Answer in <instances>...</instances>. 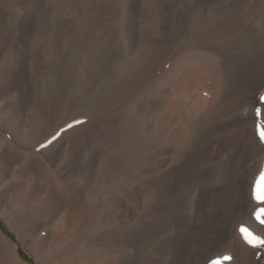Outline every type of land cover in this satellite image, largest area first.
I'll return each mask as SVG.
<instances>
[{
    "label": "rangeland",
    "instance_id": "rangeland-1",
    "mask_svg": "<svg viewBox=\"0 0 264 264\" xmlns=\"http://www.w3.org/2000/svg\"><path fill=\"white\" fill-rule=\"evenodd\" d=\"M188 54L197 56L192 74L209 83L187 82L206 101L195 118L177 112L190 117L180 132L168 118V78ZM262 89L264 0H0V141L43 165L30 179L13 164L0 175L2 191L13 192L0 207L10 255L27 264L36 254L41 264H172L177 256L202 264L192 248L226 204L243 202L242 173L264 153L242 125ZM60 140L65 150L49 159L45 150ZM21 178L58 196L35 242L11 222L43 207L27 202ZM44 234L53 239L42 250Z\"/></svg>",
    "mask_w": 264,
    "mask_h": 264
},
{
    "label": "bare ground",
    "instance_id": "bare-ground-1",
    "mask_svg": "<svg viewBox=\"0 0 264 264\" xmlns=\"http://www.w3.org/2000/svg\"><path fill=\"white\" fill-rule=\"evenodd\" d=\"M188 56H190V57H188ZM196 57L197 56L195 54L184 55L181 58H179V60L176 63H173L172 67L169 69V78L168 79H169V83H170V87H169L170 89H169V96H168L169 99L167 100L168 102L166 104L167 111H168L167 113H168V118H175L174 120H176V118H177V120L175 121V125L180 130V132H181V130L186 132L185 124H187V121L190 119L191 116L195 118V115H197V112L201 111L202 106H203V100H205V99H202V97L204 96L202 94L203 90L201 91V93L196 92L195 94L194 93L191 94V92L188 90V87H186L187 82L191 81V80L196 81L197 83L198 82L202 83L203 81H205V79H204L201 82V80H200L201 77L197 78V76H194L192 74V70L194 69L193 68V64H194V61L197 59ZM208 57L211 60V56H208ZM209 58H208V60H209ZM205 82H206V84L209 83L207 80ZM181 84H182V86H181ZM195 86L199 87L198 84H195ZM200 88H202V87H199L198 91H200L199 90ZM202 89L205 90V88H202ZM203 93H204V91H203ZM206 93H207V91H206ZM262 96L264 97V90L262 91ZM205 97H207V96H205ZM22 100H23V98H22ZM195 104H196V106H195ZM204 106H205V104H204ZM11 110H12V108H11ZM181 110L182 111H185V110L186 111L187 110L191 111L190 112L191 114L188 113V114H190L189 119H188V116L186 118L185 115L182 114L181 112L177 113L178 111H181ZM177 114H179V115H177ZM185 118H186L187 121H184ZM255 119L257 120V122L255 121ZM193 120L194 119H191V122ZM242 125L244 126V128H246V130L248 132H250V130L253 129L251 131L253 133L252 136L254 135V137H255V135H256V137H257L256 140L258 139L257 141L262 143V144H260V143L259 144L260 145H264V139L261 138V125H264V100L261 99L255 105L251 104L249 113H248L246 119L242 121ZM0 127H1V124H0ZM15 133H14V135H15ZM19 135H21V134H19ZM12 137H13V135H12ZM0 139H2L1 132H0ZM1 148L3 149V151L0 152V175L1 174L6 175V173L8 172L7 170L10 169L12 164H13L14 167L17 166V170L20 173L19 177L21 176L23 178V177L26 176V178H27V176H29V179H30V176L36 174L37 170H39V169L41 170V167L43 166L39 159H35V158L34 159L32 158L31 160L25 159L23 154L17 148H13L12 146H7V144H5L3 140L0 141V149ZM62 148H63V141L62 140L57 141L53 145H51L50 148L45 150V154H47L49 159H55V157H57L58 155H60V153H62L61 152ZM63 149L65 150V148H63ZM36 157H37V155H36ZM43 157H44V155H43ZM257 158H258V161L255 162L253 166H250V165L247 164L246 168L244 169V171L242 173L243 180L245 178V180L242 182V185H243L242 191L243 192L240 191L241 193H243V195H242L243 199H244L243 202L241 203L239 201L238 203H236L234 205L235 206L234 209H232L230 206H228L226 204L225 205V209H226L227 212H225L224 213L225 215H223V216L221 215L222 213H220V218L215 220V224H214V226H212L213 228L211 230L210 237L208 239L197 240L196 241V246L194 248H192V251H193L194 254H196V255L197 254L199 255L200 253L203 254L202 255L203 256L202 257V264H264V245L250 244L248 242V240L245 238L246 237V233L244 231V229H247L248 232H250L253 236L264 237V198H261V199L257 198L258 188L261 189V194L264 195V188H261L262 177H264V153H262ZM46 161L48 162V160H46ZM249 174L256 178V181L253 182V186H252L251 190L249 189L250 188L249 186H250V183H251L250 180H249L250 178L248 179V181L246 180L248 178ZM22 178L18 179L19 181L17 182V187L23 189V191L25 193H27V195H26L27 199H28L27 202L28 201H34V203H35V201L38 202V201L41 200L40 202H41V204H43V207H39V205H38L37 206L38 208L36 210L34 209L35 211H32V212H34L33 214L27 215V216L25 215L26 217H22L19 214V216H16V219H15V217H14V219L12 218L11 222H12V225H13V223L16 224L17 222L22 223V226L24 225L23 226L24 229L22 230V232L21 231L19 232V230L17 231V232L20 233V234L18 233L20 235V237L23 236L26 240L31 241V242H35V240H36L35 234L38 232V230L40 228H42L43 226L50 224L49 222H51L50 221L51 217L54 214L56 208L58 207V204H57L58 203V201H57L58 200V198H57L58 196H56L54 188L52 189L53 191L50 189L51 191L45 192L40 187L36 188L35 186H33V188H31V189H28V188L24 187L26 185L25 183H27V182L24 183ZM31 180H29V181H31ZM48 182H49V179H48ZM52 183H54V182H52ZM257 183H259V184H257ZM29 185H32V184H29ZM51 186H54V184L53 185L51 184ZM17 187H15V188H17ZM30 187H32V186H30ZM48 188H46V190H48ZM5 189L6 188H4V191H2V189H1L2 192L0 191V207H4V208H5V206L8 203L9 204L11 203L10 202L11 201L10 200V198H11L10 196L13 195L12 194L13 192L11 193L10 188H9V190H5ZM15 191H16V189H15ZM206 192L207 191H205V190L203 191V194H202L201 199H200L201 203L205 199ZM61 193H63V192H61ZM64 198H67V197H64ZM238 199L239 198H237V200ZM12 201H14V200H12ZM60 201H62V199ZM22 203H23V201H22ZM64 203H66V202H64ZM65 205H67V204H65ZM8 207H9V205H8ZM260 207H263V208H260ZM230 208H231V210H230ZM258 208H260L259 211H258ZM25 209H27V208H25ZM2 210H4V209H2ZM17 211L18 210L14 211V212H17ZM236 211L237 212L240 211V214L236 215V213H237ZM20 212H21V214H23L22 211H20ZM25 213L26 212L24 211V214ZM213 213H212V215H215V212H213ZM226 213H229V215H230L229 218H228V216H226ZM198 216H199V212H198ZM74 218H77V217L74 216ZM208 218L210 219V217H208ZM52 219L54 220V218H52ZM209 219H207V220H209ZM75 221H76V219H75ZM198 224H200V223H197L189 231L188 234L190 236L193 237L195 235V231L198 228ZM20 226L21 225H19V227ZM242 227H244L242 229V231L244 233L241 231ZM51 232H52V229H51ZM59 236H61V235H59ZM64 237H62V238H64ZM38 238H40V243H41V246L43 247L42 250L45 249L47 246H50V242L53 239L52 235H47V234L46 235L44 234L43 236H39ZM62 240H60V241H62ZM55 241H58V239H56ZM36 243H37V241H36ZM62 243H63V241H62ZM30 245H32V244H30ZM38 245L39 244H37L36 246L39 249ZM13 246H14V244L9 238H7L6 236H0V264H27L26 262H24L20 258L19 255L16 254V252H14V256L13 257L10 255V253H11L10 249L15 251L16 247H13ZM34 246H32V247H34ZM187 246H188L187 243L185 241H182L180 246L178 247L179 252L182 253L184 250L187 249ZM93 248L91 250H94ZM95 248H96L97 253H99L101 251V250L99 251V249H98L99 247L98 246L95 247ZM100 248H101V246H100ZM202 248H204L205 252H200L202 250ZM216 248L218 249V252H220V251L221 252L220 253H216L215 255L213 254V255L210 256V254H211L210 252H213ZM49 249L47 251H49ZM47 251H46V253H47ZM60 251L61 250H59V252ZM208 251H209V253H207ZM37 253H38V251H37ZM41 253H42V251H41ZM55 254H56V252H55ZM35 256H36V260H37L36 264H41L39 262V261H41V255L36 254ZM49 257L50 256L46 257L48 259V260L46 259L47 261L50 260ZM177 257L179 259L177 258V260H174L172 262V264H183L182 260H181V256H177ZM226 257H231V259L230 260L229 259H225ZM51 258L53 259L52 256H51ZM53 262H55V261H53ZM53 262H51V263L53 264ZM54 264H56V262ZM57 264H58V262H57Z\"/></svg>",
    "mask_w": 264,
    "mask_h": 264
},
{
    "label": "snow or ice",
    "instance_id": "snow-or-ice-1",
    "mask_svg": "<svg viewBox=\"0 0 264 264\" xmlns=\"http://www.w3.org/2000/svg\"><path fill=\"white\" fill-rule=\"evenodd\" d=\"M262 100H264V97H261ZM261 138L264 139V125H261ZM261 188H264V177H262V185ZM257 198L261 199L264 198V195L261 194V189L258 188ZM246 233V239L250 244L254 245H264V237L259 236H253L250 232H248L247 229H244ZM225 259H231V257H226Z\"/></svg>",
    "mask_w": 264,
    "mask_h": 264
}]
</instances>
